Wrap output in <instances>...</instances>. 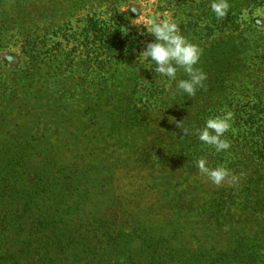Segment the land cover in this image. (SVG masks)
I'll return each instance as SVG.
<instances>
[{
  "label": "trees",
  "instance_id": "1",
  "mask_svg": "<svg viewBox=\"0 0 264 264\" xmlns=\"http://www.w3.org/2000/svg\"><path fill=\"white\" fill-rule=\"evenodd\" d=\"M125 1L0 0V56L20 51L0 58V264H264V30L245 19L264 0H217L223 16L213 0H160L201 50L194 96L182 68L174 81L144 69L154 36L101 10ZM173 108L181 121L152 119ZM226 111L217 152L198 130ZM201 158L248 179L205 189L186 176ZM126 162L153 170L170 223L120 207Z\"/></svg>",
  "mask_w": 264,
  "mask_h": 264
},
{
  "label": "rangeland",
  "instance_id": "2",
  "mask_svg": "<svg viewBox=\"0 0 264 264\" xmlns=\"http://www.w3.org/2000/svg\"><path fill=\"white\" fill-rule=\"evenodd\" d=\"M161 4L160 0H127L112 4L108 8H102L101 10H104L108 17L116 16V12L119 11L124 15L123 18L128 22L129 27L135 30L138 36L142 37V43H148V40L152 38V35L147 33L145 29L148 19L159 15L161 18L167 17L173 20L171 11H162ZM254 18L257 19L255 21L259 25V28L264 30V9H258L253 11L251 15H245L246 20H252ZM19 53V46L10 47L1 53L0 58H5L9 61L15 58L17 60ZM151 115L155 122L166 125L172 121H181L184 112L180 109L173 108L170 110L155 111ZM230 172L239 177V180L234 184L226 180L221 185H216L212 183L207 175L201 173L196 166L190 167L186 171V176L196 181L203 188L211 191L218 188L240 186L248 179L246 172H234L231 170ZM153 178V170H150L148 165L126 162L121 165V168L119 167L110 187L112 188L111 192L118 198L120 207L132 217L144 218L151 223L166 225L173 220L174 215L172 212L160 207V198L153 184Z\"/></svg>",
  "mask_w": 264,
  "mask_h": 264
},
{
  "label": "clouds",
  "instance_id": "3",
  "mask_svg": "<svg viewBox=\"0 0 264 264\" xmlns=\"http://www.w3.org/2000/svg\"><path fill=\"white\" fill-rule=\"evenodd\" d=\"M210 6L217 16L224 15L226 8L224 3L213 0ZM145 29L155 39L148 43L145 50L139 54V57L148 65L144 69L153 71L155 77L160 76L167 78L168 81H174L178 69L182 68L187 79H180L177 82V88L188 96H194L206 79V74L196 67L201 50L180 33L178 24L170 18H161L159 15L150 18L146 21ZM232 119L233 113L230 111L209 118L203 129L198 130L199 140L215 147L217 152L228 150L230 142L223 137L232 128ZM180 129L188 135L187 129ZM196 167L216 185H221L226 180L234 184L239 180V177L233 175L224 166L207 167V161L203 158L196 162Z\"/></svg>",
  "mask_w": 264,
  "mask_h": 264
}]
</instances>
